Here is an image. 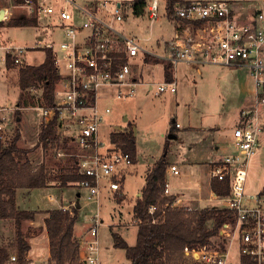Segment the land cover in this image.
<instances>
[{"label":"built area","instance_id":"1","mask_svg":"<svg viewBox=\"0 0 264 264\" xmlns=\"http://www.w3.org/2000/svg\"><path fill=\"white\" fill-rule=\"evenodd\" d=\"M17 5L26 8L28 16L37 18L38 24L46 26V30L60 29L65 38L56 45L47 41L33 46L0 40V71L33 65L26 59L32 49L51 51L58 79L53 104L41 102L37 106L41 124L46 126L55 121L61 139L66 138L68 144L74 145L56 153L61 158H73L78 174L83 176L79 185L87 188L88 197L97 203L105 184L115 193L122 191L126 171L134 163L131 153L117 148L113 142V149L102 150L108 144L101 136L102 125L112 112L110 105L101 104L104 92L113 89L116 99H125L134 96L141 85L154 90L151 82H144L141 67L133 64L132 58L143 55L146 61V57L152 55L173 64L186 61L251 70L257 89L256 103L261 105L259 113L258 110L244 112L242 123L231 129L229 151L222 156L220 164L209 170L211 182L217 178L229 184L228 193L212 191L210 200L214 206L232 211L233 219L225 222L213 239L211 237V244L185 245L181 264H264V194H249L246 190L250 159L264 133V6L250 20H241L228 0L177 4L179 17L203 21L193 28L172 22L165 4L151 0L146 5L151 35L142 37L137 29L136 21L140 16L135 2L18 0ZM4 15L3 21L11 18L8 7ZM159 21L164 25L165 34L154 37L153 28ZM145 42L160 43L163 51L148 48ZM177 88L175 80H165L158 84L155 92H176ZM12 110L14 107L0 105V139L4 143H7ZM167 174L179 175L180 169L172 164ZM169 189L167 181L166 195L170 194ZM50 199L64 210L71 211L78 204L61 202L53 195ZM171 207L195 209L186 205L182 197H176ZM156 209L157 205L153 204L149 212L153 214ZM162 216L164 212L152 222H158ZM90 223L88 235L79 239V256L74 264H101L98 237L103 220L97 213L90 218ZM234 242L238 245L237 260L232 259ZM16 260V254L12 253L9 262L15 264Z\"/></svg>","mask_w":264,"mask_h":264},{"label":"rangeland","instance_id":"2","mask_svg":"<svg viewBox=\"0 0 264 264\" xmlns=\"http://www.w3.org/2000/svg\"><path fill=\"white\" fill-rule=\"evenodd\" d=\"M115 1L135 2V0ZM160 1L165 4L166 8V0ZM228 1L237 14H244V18L255 16L259 9L264 6V0ZM149 3L151 0H147V5ZM6 7L9 8L11 17L31 18L28 16L26 8L17 5V0H0V9ZM147 13L148 10L145 7L143 14L139 15L140 17L136 21L138 32L142 37L151 35ZM237 18L239 17L237 16ZM37 24L38 20L36 26H12L6 25V22L3 21L0 26V40L7 39L18 45L33 46L47 41L56 45L65 38L60 29L46 30V26ZM163 29L164 25L162 21H159L155 24L152 35L163 37L165 34ZM145 44L148 48L163 51L160 43L156 45L153 42H145ZM46 55V49L37 48L30 50L26 59L30 63L39 65L45 60ZM131 62L141 67L142 79L144 82H151L154 90L149 89L147 85H141L134 96L116 99L113 89H109L104 92V97L100 100L101 104H108L112 107L111 114L102 125L101 136L105 142H108L102 148L103 151L111 150L114 147L110 139V133L113 130H129L128 127L132 128L133 126L136 135L138 161L129 167L131 173L127 175L125 180L123 179V192H116L113 196L103 195L100 197L99 203L90 199L87 188L78 184H73L72 186L78 187H71L64 194L68 202L75 199L79 201L81 206L78 211V234L79 231H89L90 218L93 215L98 213L103 220L99 227L98 237L101 248V264H131V261L126 257L125 249L115 245L113 232L118 233L131 245L136 243L138 223L134 218L133 208L134 202L139 197H137V192L143 186V173L147 164H155L163 155H166L167 160L171 162L178 161L181 156H186L190 161L195 158V155L200 156L204 153V140L210 137L204 136L206 134L202 132L193 133L189 139L184 137L182 131L185 130L184 126L188 122L204 126L221 124L226 128H233L240 124L237 123V119L240 117L243 108L249 109L254 106L260 108L261 106L256 103V94L247 92V87L250 86V83L253 84L252 79H254L247 68H233L211 63L200 64L203 70L202 75L198 74L197 70H193L183 79H179L177 92L168 90L156 94L158 84L166 80L164 78V65L168 60L148 55L145 61L143 55H139L132 58ZM18 78V68L9 72L0 71V105L14 107V110L9 113L11 120L6 142H10L19 130L21 135L20 147L31 149L29 157L32 162L34 164L44 162L50 177H52L51 182L60 185L57 177L61 173L60 162H67L68 159L63 157L61 160V157L57 155V145H48L47 148H44L43 143L39 140L42 124L40 110L37 106L42 102L43 88L31 86L22 91L18 84ZM183 86H185L184 89ZM22 94L24 98L21 97ZM125 117L128 119L125 120ZM177 123L182 125L181 128H176ZM172 128L175 132L180 130L177 138L170 137V134H175V132H171ZM229 134L221 141V154L215 161L211 162L212 166L220 164L222 156L229 151ZM189 142L190 144L191 142L197 144L193 151L188 146ZM167 143L168 149L166 150ZM73 146V144H69V147ZM176 178L172 177L171 180ZM246 190L249 194H264V133L261 134L259 146L250 159ZM50 193L61 197L59 189H36L28 198L23 200L24 208L28 206L33 208L52 206L54 203H50L46 198ZM186 193L189 198L195 196L191 192ZM186 193L179 194L187 195ZM184 202L186 205L201 209L195 202H188L185 199ZM38 253L43 256L46 254V250L41 248ZM237 255L238 245L234 242L232 259L237 260ZM7 264L12 263L8 261ZM178 264H181V259Z\"/></svg>","mask_w":264,"mask_h":264},{"label":"trees","instance_id":"3","mask_svg":"<svg viewBox=\"0 0 264 264\" xmlns=\"http://www.w3.org/2000/svg\"><path fill=\"white\" fill-rule=\"evenodd\" d=\"M192 2V0H166L168 18L172 22H181L193 28L199 27L203 23L202 20L189 21L176 13L178 3L188 5ZM146 5L147 0H135L138 15L143 14ZM36 22L37 18L33 17H11L8 25L36 26ZM2 24L3 21H0V26ZM173 68L174 64L171 61L164 65V74L168 81L174 78ZM18 73V84L22 91L31 86L42 87L41 101L48 105L53 104L58 73L51 51L47 50L46 58L41 64L22 66L18 68ZM21 97L24 98V95L22 94ZM171 132H175L174 128ZM20 136L18 130L10 142L4 143L0 139V218H14L16 223L14 241L10 246L0 245V264H7L11 253L17 256L15 264H29L27 255L31 246L27 234L23 231V223L34 219L36 211L21 209L18 206L17 191L20 188L46 187L52 180L47 165L44 162L34 164L29 157L32 150L20 147ZM110 139L117 148L131 153L133 160H136L137 141L133 128L126 131H113L110 133ZM39 140L44 148L48 145H57L58 150L69 148L68 140L66 138L62 140L58 134L55 121L41 127ZM165 149H168V143ZM60 166L61 173L57 177L62 186L79 185L83 176L78 174L73 158L68 159L67 162L61 161ZM169 166L166 155L161 156L147 175L141 196L137 198L133 209L134 218L139 220L136 243L131 245L118 233L113 232L115 245L125 249L126 257L131 264H178L180 259L182 260L181 251L185 245L195 247L211 244V237L219 232L225 222L233 219L232 211L216 206L192 210L186 207H171L177 195H166L164 192ZM211 188L218 194L229 192L227 180L213 179ZM153 204L157 205V209L152 214L149 208ZM78 211L77 206L71 211L62 208L49 210V216L46 218L50 238L49 264H74L78 260L80 243L75 234V226L79 218ZM163 212L164 216L158 222H152L154 217Z\"/></svg>","mask_w":264,"mask_h":264},{"label":"crops","instance_id":"4","mask_svg":"<svg viewBox=\"0 0 264 264\" xmlns=\"http://www.w3.org/2000/svg\"><path fill=\"white\" fill-rule=\"evenodd\" d=\"M234 12H235L236 16H238L239 19H241V20H250L253 17V16H251V17L244 18V14H242V13L237 14L235 9H234ZM9 20L4 21V22H6V25H8L7 23ZM188 29L193 30V28H190V27ZM200 64L205 65L207 63H192V62H186V61H181V62L175 63L174 68H173V75H174L173 80H175L177 82V86L179 84V79H183V77H186L187 74L189 72H192L193 70L194 71L197 70L198 74L202 75L203 70H202ZM237 68L249 69L248 67H237ZM249 71L251 72L250 69H249ZM250 75H252V73ZM164 78H165V74H164ZM252 82H253V84L251 85V83H250V86L247 87V89H248L247 92H249V94L250 93L256 94L257 89H256L255 80L252 79ZM184 88H185V86H183V89ZM177 91H178V88H177ZM258 109H259V107H256V106L251 107L249 109L243 108L241 110L240 117L237 119V123L241 124L242 121L244 120V112L256 111ZM258 113H259V110H258ZM127 119L128 118L125 117V120H127ZM122 126H124V125H122ZM181 126L182 125H180L179 123L176 124V128H181ZM117 127H121V126H117ZM184 127H185V130L182 131V135L184 137H187V139L191 138L192 134L195 132H202V133L206 134L204 136H209L210 138L207 140L206 139L204 140V143H203L204 144V153L200 156L195 155V158L193 160L189 161V159L186 156H181L178 161H171V162L168 161L170 163V165L176 164L180 169L179 175H171V174L168 175L167 181L169 183V188H170L169 192H170V194L177 195V197H182L183 199L187 200L188 202H195V204L199 205L201 208L214 206L215 203L212 200H210V195H211V192L213 190L211 188V181L209 179V170L212 166L211 162L215 161L219 157V155L221 154V141L224 139V137L228 133H230L229 134V137H230L232 127L226 128L221 124H217V126H209V125L204 126L202 124H197L194 122H188V124L185 125ZM132 128H133V126H132ZM128 129H130V128L128 127ZM179 132H180V130L175 132V134H176L175 138H177L179 136L178 135ZM196 145L197 144L195 142H191V144L189 142V144H188L189 148L192 151L196 148ZM137 161H138V157L134 161L133 165L136 164ZM153 166H154V164H151V165L147 164V166L144 170V173H143L144 179H143L142 188L145 186L147 175L149 174V172L151 171ZM129 173H131L130 168L127 169L126 174L124 176V180L126 179V177ZM172 177H177V178L174 180H171ZM71 187H78V186H72L71 184H68L66 186H62L61 183H60V185H57V184L52 183L50 181L49 185H47L46 187L32 188V189H29V188L18 189V191H17L18 206L21 209H33L36 211V216L34 219L26 220L23 223V231L27 234V239H28L30 246H31L30 250L28 252V255H27L29 262H33L34 264H49L50 238H49V234H48V230H47V226H46V218L49 216V210L50 209L59 208L58 203L50 199V195H53L54 197L59 199L61 202L70 203L72 201H76L75 199H71L68 202V200H66L67 198L64 196L65 191H67ZM123 187H124V184L122 182V191H120V192H123ZM48 188L59 189L61 192L60 193L61 197H57L53 193H50L49 195H47V197H46L47 200L50 203H54L52 206H49L46 208H41V207L33 208L31 206H28L27 208H24L23 200L28 198L34 190H36V189H48ZM142 188L139 192H137V197L141 196ZM183 192H185V193L191 192V193L195 194V196L192 198H189L187 193H186L187 195L179 194V193H183ZM114 193L115 192L112 189H110L107 184H105L103 186L102 196L103 195L104 196H107V195L113 196ZM76 202H78V204H79V201H76ZM136 202H137V200L134 202V206H135ZM210 203H212V204H210ZM195 208H197V207H195ZM78 223H79V221L77 222V224L75 226V234H76L77 238L80 239L81 237L87 236L88 231L87 230L79 231V234H78L77 233ZM137 232H138V229H137ZM15 235H16L15 219L14 218H0V245H9L10 246V244L15 239ZM41 248H44L46 250V254H44L43 256H42V254L38 253V250Z\"/></svg>","mask_w":264,"mask_h":264},{"label":"water","instance_id":"5","mask_svg":"<svg viewBox=\"0 0 264 264\" xmlns=\"http://www.w3.org/2000/svg\"><path fill=\"white\" fill-rule=\"evenodd\" d=\"M4 14H5V8H1L0 9V21H3V18H4ZM170 137L172 138H175L176 137V134H170ZM77 207H80V205L78 204Z\"/></svg>","mask_w":264,"mask_h":264},{"label":"bare ground","instance_id":"6","mask_svg":"<svg viewBox=\"0 0 264 264\" xmlns=\"http://www.w3.org/2000/svg\"><path fill=\"white\" fill-rule=\"evenodd\" d=\"M5 16V15H4Z\"/></svg>","mask_w":264,"mask_h":264}]
</instances>
